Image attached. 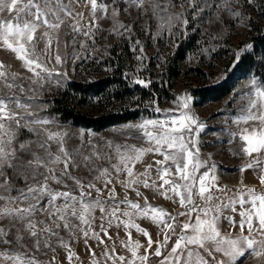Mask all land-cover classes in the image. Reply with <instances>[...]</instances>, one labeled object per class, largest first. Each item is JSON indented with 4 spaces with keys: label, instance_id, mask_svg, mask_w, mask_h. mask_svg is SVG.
I'll return each mask as SVG.
<instances>
[{
    "label": "rangeland",
    "instance_id": "obj_1",
    "mask_svg": "<svg viewBox=\"0 0 264 264\" xmlns=\"http://www.w3.org/2000/svg\"><path fill=\"white\" fill-rule=\"evenodd\" d=\"M100 2L109 5V13L115 7L111 4V0H98V3ZM156 2L159 3L161 8L169 4H174L175 7H168L167 14L160 11L158 18L153 15L150 3L144 5L147 9V14H145L135 7H128L124 0H120L119 7L121 10L116 19L126 26H131L130 33L120 29L121 32H124L122 36L113 32L114 21L112 19H99L102 13L97 12L100 30L96 32L94 46L91 40L81 36L77 37V44L69 43L66 47L62 45L60 48L62 57H71L78 54L84 59H68L61 65H56L54 40L52 58L45 56L44 59L49 69L55 68L62 75L53 74L50 81H45L43 88L34 97L35 102L41 106L35 110L39 111L41 116L54 121L59 126L60 131L68 133L66 147L69 151L75 153V150L83 145L81 154L77 156L80 167L70 168L69 171L72 176L81 179L86 184L89 182L95 184V187L101 190L100 193H97L94 189H85V191H90L92 199L99 195L101 200L108 201L105 208L109 210L112 207L109 196L111 189H115V199L120 201L121 197L124 196L118 198L116 191L122 195L127 191L138 196L137 191L149 190L152 195H157L155 188L163 183L156 171L158 167L156 161L162 160L163 156L154 151L145 152L141 160L129 165L133 171V177H129L127 171L117 172L116 168L113 167V165L119 164V157L113 148L108 146L109 142L113 146L129 145L151 149L154 145L144 140L135 139L134 137L140 135V133L129 126L140 124L149 119L163 120L170 123V118L173 115L178 116L182 112H187L195 117V123L190 124L193 129L192 139L196 145L193 151L195 152L198 149L199 157L205 163V167L201 168L197 175L205 171H208L210 176L215 175L216 186L211 189L214 198L210 203L211 205H222L220 220L223 221L229 216L228 212H225L226 208H223V204L228 203L225 196L234 195L235 193L237 196L239 192L246 191L248 188H254L257 193L264 194V184L260 183V176L264 175V172H262V169H264V153L259 154L262 161L260 166L249 168L247 166L254 161L257 154L250 157L242 151L244 142L241 137L251 133L252 128L250 125L258 124V122L249 121L245 123L241 121L238 123L235 119L241 115L239 110L247 104V99H241V94L253 91V89L246 86H250L253 78L258 83H264V56L262 55L258 57V64H256L260 69V74L255 69L243 77L235 74L238 63L246 53L252 51L250 22L254 21L257 25L264 26V0H253L251 4L247 0H231L228 7L243 13L242 17H233L228 12H218L215 8L205 9L204 12L197 14L190 6L189 0H156ZM124 8H127V11H124ZM73 11L83 12L84 22L92 19L91 6L86 4L85 0L74 3ZM181 13L183 15L180 16V19L172 20L169 28L168 15H179ZM9 15L6 11L0 13V19L6 20ZM217 15H219L218 20L216 19ZM184 19L188 21L186 25L183 23ZM66 23H71V20L66 21ZM162 24L163 27H161ZM44 31H47V29L41 27L35 33V37L39 38ZM59 35L61 41L72 40L71 34H64L63 27ZM81 40L86 41L88 44L87 49L79 47V41ZM248 45H251V48L244 50ZM44 47L45 40L38 39L37 51L43 54ZM110 47H116L119 52L126 54L128 65L133 68L132 70L135 73V81L137 79H142L145 82L150 81L147 87L134 82L131 87L132 93L128 95L129 101L123 103L129 110L147 111L145 115L126 124L96 132L92 129L74 126L70 122H61L54 116L46 114L45 111L48 110L46 100L58 96L71 82H93L107 73L101 67L100 62L107 55ZM237 52L240 53L239 59L236 56ZM0 64L3 65V70L6 72L18 74L24 87H28L29 80L25 78H31L33 74L24 66V61L19 59L16 53L4 47L2 42H0ZM170 67L176 71L177 75L168 78L166 73L169 72ZM225 82L231 83L233 89L225 99L219 102L204 101L198 95L204 88L216 87ZM152 85L156 86V94L152 89ZM0 87H2V84H0ZM33 87L36 86L33 85ZM143 89L153 91L152 93L155 95L152 96L149 92L145 93L142 91ZM8 94L7 89L0 91V95L7 96ZM11 94L19 95L21 99H27V95H31L30 93L27 95L22 94L19 91H13ZM185 97L189 98L187 109L183 107ZM157 108L159 111H157ZM88 110L91 114H97L94 108ZM197 125L202 127H197ZM49 127L52 126L49 125ZM245 129H248L247 133L244 131ZM21 133L25 134V137L20 139L22 141L40 139V137L29 133L26 129H22ZM81 134H83V137ZM93 144L96 145L99 156H92V162L85 164L83 157L91 155V145ZM52 150L53 152L56 151L55 145H53ZM33 151H38L35 146H33ZM40 155H43V153L41 152ZM149 165H151L150 169H148ZM63 167V163L56 166L57 175L63 170ZM120 167L123 169L122 164ZM103 169H108L107 175L101 174ZM146 169L149 171L147 177L149 187H144L143 183L133 184L131 187L125 186L127 181L136 177L144 180L146 177L141 174ZM172 171L174 175L170 178L179 182L175 176L174 166H172ZM8 175L11 177L10 182L17 189L26 188L28 184L33 183L32 180L18 181L11 171L8 172ZM63 179L70 187H76L73 180L67 177ZM109 180L110 183H108ZM153 181H155V187L151 186ZM50 184L51 187L57 190H65L63 185L54 182H50ZM218 189H223V191ZM16 194V192L12 193L13 196ZM198 199V205L205 207V202L196 197V200ZM235 207L238 211L241 209L239 204H236ZM245 207H249V205H245ZM119 208L123 207L119 205ZM240 211L238 214L236 213L235 217L233 211L231 214V217L237 223L241 219ZM93 216L94 219L90 228L81 224L78 220H73L72 223L76 225L75 228L69 230L61 228L59 230V234L66 242L67 247L53 238L50 241L51 247H44L42 244L41 249L36 251L34 241L27 231L21 232L23 237L21 241H16V233L13 231L7 237V239L12 240V244L8 245L0 242V253L6 250L21 251L26 255H34L40 264H93V261L96 264H122L118 257L124 256L125 261L123 264H127L132 260V256L129 248L125 245L139 242L138 255L145 254L146 244H144L145 238L142 232L137 231L135 227H125V223L129 219L138 225V223H141L140 218L124 216L120 210L117 213L119 219H115L110 215H106V213H102L99 208L95 210ZM42 219H44V216L36 215L37 222ZM186 219V216L179 217L181 223ZM109 220L112 221L111 225H109ZM194 220L195 213L193 214ZM7 224V220H0V226H6ZM16 227L23 229L24 225L17 224ZM81 228L88 230L87 236L79 230ZM245 232L244 235H247V229H245ZM94 233L99 234V239L95 238ZM239 235L235 232L231 234L232 237ZM175 238L172 237V240L169 241V249ZM101 240L103 243H101ZM159 240L161 239L158 238ZM163 240L164 237H162L161 243ZM156 247L157 245L152 252H147L151 264H159L160 259H162V257L153 255ZM69 251L72 253L71 260L68 258ZM164 251L162 249V253ZM247 251L251 253V250ZM215 255L217 260L222 258L220 254ZM0 264H14V262L0 256ZM15 264H22V262L17 261ZM243 264H264V258L257 259L254 254H247Z\"/></svg>",
    "mask_w": 264,
    "mask_h": 264
},
{
    "label": "snow or ice",
    "instance_id": "obj_2",
    "mask_svg": "<svg viewBox=\"0 0 264 264\" xmlns=\"http://www.w3.org/2000/svg\"><path fill=\"white\" fill-rule=\"evenodd\" d=\"M78 2L79 0H0V13L6 11L10 14L6 20L0 19V42L11 52L16 53L17 57L24 61V66L28 71L33 74L31 78H25L29 80L28 87L25 88L18 74L6 72L0 64V84H2L0 91L7 89L9 92L7 96L0 95V220L8 221L6 226H0V242L11 245L12 240L7 237L13 231L16 233V241H21L23 239L21 232L27 231L34 241L36 251L41 249L42 244L44 247H51L50 241L53 238L67 247L59 234L61 228L65 230L75 228L73 220H78L90 228L94 219L93 213L97 208L102 213L119 219L117 216L120 212L119 205L125 204L135 212L124 211V216L131 217L135 214L148 217L154 223L163 224L161 231L164 233V240L162 243L157 242L153 254L155 257H162L159 264H243L247 254H254L257 259L264 258V194L257 193L254 188H248L246 191L239 192L236 197L229 198L228 203L223 204V208H231L235 211L236 204L241 207L240 235L232 237L231 234L221 233L219 223L222 216V205H211L210 203L214 198L211 189L216 186V177L215 175L210 176L208 171L197 175L199 170L205 167V163L201 161L198 149L193 151L196 145L192 139L193 129L190 124L195 123V117L187 112H182L178 116L173 115L170 123L149 119L129 126L140 133L134 137L135 139L154 145L151 149L129 145L113 146L111 142L108 145L119 157V164L113 167L117 172L127 171L129 177H133V171L129 165L141 160L145 152L154 151L163 156L162 160L156 161L158 177L163 181L160 188L168 185L167 191L179 196L180 206L185 211L171 215L163 208L150 205L141 208L138 203L128 200L127 197L122 201H116L114 188L109 193L112 202L109 210L105 208L108 201L101 200L99 195L92 199L90 191H85V189H94L100 193L101 190L96 188L95 184L90 182L86 184L71 175L70 168L80 167L77 156L81 154L83 145L76 149L75 153L69 151L66 147L68 133L60 131L54 121L41 116L39 111L35 110L41 106L35 102L34 97L43 88L45 81H50L53 74L62 75L55 68L49 69L44 57L52 58V44L55 40L56 65H61L68 59H84L78 54L62 57L60 48L62 45L66 47L69 43L77 44V37L81 36L91 40L94 46L96 32L100 30L97 12L102 13L99 19L114 21L113 32L115 34L124 35L120 29L131 32V26H126L116 19L121 10L120 0H111V4L115 6L111 13L108 11L109 5L103 2L98 3V0H85V3L91 6L92 19L88 22H84L83 12L73 11V4ZM124 2L128 7H135L145 14H147V9L144 5L150 3L153 15L158 18L160 11L167 14L168 7H175L174 4H169L161 8L156 0H124ZM230 2L231 0H189L190 6L197 14L204 12L205 9L215 8L218 12L225 11L233 17H242L243 13L228 7ZM247 2L251 4L253 0H247ZM123 10L127 11V8ZM182 15V13L168 15L169 28L172 20L180 19ZM216 19H219V15ZM68 20H71V23H66ZM183 23L186 25L187 19H184ZM41 27L46 28L47 31L36 38L35 33ZM62 27L65 35H72L71 41L60 40L59 34ZM38 39L45 40L43 54L37 51ZM79 47L87 49L88 44L85 40H81ZM248 48H251V45L246 46L244 50ZM236 56L239 59L240 53L237 52ZM135 83L147 87L150 81L137 79ZM33 85L36 87L34 88ZM246 87H250L253 91L241 94V99H247V104L239 110L241 115L235 119L238 123L241 121L258 122V124L250 125L251 133L241 137L244 142L243 153L250 157L257 154L254 161L247 166L255 168L262 163L259 154L264 153V83H258L253 78L250 86ZM13 91L31 95H27V99H21L19 95L11 94ZM188 99V97L184 98L183 107L185 109L189 107ZM157 111H159L158 108ZM197 127L202 126L197 125ZM22 129H26L40 139L20 140ZM244 131L247 133L248 129ZM81 136L83 137V134ZM53 145L56 146L55 152L52 150ZM33 146L38 151H33ZM91 149V155L83 157L85 164L92 162V156H99L96 145H91ZM41 152L43 155H40ZM26 156L28 158H25ZM60 163H63L64 167L57 175L56 166ZM121 164L123 169L120 167ZM172 166L175 167V176L179 182L170 178L174 175ZM150 168L151 165L148 166V169ZM148 169L141 174L146 177L144 180L136 177L127 181L125 186L131 187L133 184L143 183L144 187H149ZM9 171L18 181L32 180L33 183L28 184L26 188L17 189L10 182ZM101 174L107 175L108 169H103ZM64 177L73 180L76 187L72 188L65 183ZM50 182L63 185L65 190L61 191L51 187ZM110 182L109 180L108 183ZM260 183L264 184V175L260 176ZM151 186L155 187V181ZM218 190L223 191V189ZM13 192L17 194L13 196ZM136 194L141 195L139 191ZM196 197L205 202V207L196 203ZM58 201L60 203H57ZM194 213L195 220L192 222ZM37 214L44 216V219L37 222ZM180 216H186L187 219L181 223ZM227 219L229 224L235 227L233 218L227 217ZM108 222L111 225L112 221ZM17 224H23L24 228H17ZM125 227H135L137 231H143L131 219L125 223ZM245 229H247V235H244ZM79 230L83 231L85 236L88 235L87 229ZM93 235L99 239V234L94 233ZM144 235L149 234L144 232ZM172 237L176 238L169 249V241ZM101 243H103L102 240ZM152 244L153 241L149 236L148 247L151 248ZM125 246L129 248L132 256V260L127 264H148L150 258L147 249L144 255H138L139 242ZM162 249L165 250L163 253ZM247 250H251V253ZM215 254H220L222 258L217 260ZM0 256L12 260L14 264L17 261L22 264H40L34 255H26L21 251L6 250L0 253ZM68 258L69 260L72 258L71 251H69ZM118 259L122 264L125 261L124 256H119ZM93 264L96 262L93 261Z\"/></svg>",
    "mask_w": 264,
    "mask_h": 264
},
{
    "label": "trees",
    "instance_id": "obj_3",
    "mask_svg": "<svg viewBox=\"0 0 264 264\" xmlns=\"http://www.w3.org/2000/svg\"><path fill=\"white\" fill-rule=\"evenodd\" d=\"M250 42L252 51L244 55L238 63L235 74L240 77L250 73L253 69L260 74L258 57L264 56V26H259L254 21L250 22ZM124 52H119L116 47H110L107 55L101 60V67L107 73L93 82H71L67 88L58 96L46 100L48 110L46 114L54 116L61 122H70L72 125L96 132L104 131L108 128L126 124L144 116L147 111L140 109L129 110L123 105L129 101L132 93L131 87L136 76L131 66L128 65ZM131 69V70H130ZM166 76L169 78L177 75L171 67ZM155 85H152L154 93H157ZM233 85L225 82L212 88H204L198 95L204 101L219 102L225 99L232 91ZM145 93L151 91L143 89ZM94 108L97 114H91L88 110ZM25 137L20 132V139ZM151 264L150 260L149 263Z\"/></svg>",
    "mask_w": 264,
    "mask_h": 264
},
{
    "label": "crops",
    "instance_id": "obj_4",
    "mask_svg": "<svg viewBox=\"0 0 264 264\" xmlns=\"http://www.w3.org/2000/svg\"><path fill=\"white\" fill-rule=\"evenodd\" d=\"M167 189H168V185H165L164 188H160V186L156 187L155 190H157L156 193L158 196L152 195L149 190H146V191L140 190L139 192L141 193V195H139V197L135 196V194H132V193L127 192V191L123 195L117 191H116V193L118 195L117 196L118 198L121 196H124V197H121L122 199L120 201L124 200L125 197H127L128 200L138 203L141 206V208L147 207L149 205L151 207L163 208L167 213H169L171 215H176L179 212L185 211V209L180 206L179 196H177L175 193H173L171 191H167ZM166 191H167V195L164 194ZM228 194H230V193H228ZM231 196H233V198L236 197V193L234 195L230 194L229 196H225L226 202L229 200V198H231ZM196 203L199 204V199L196 200ZM120 206L123 207L120 209L122 212H124V211H129V212H133V213L135 212V210L128 208V206L125 204H120ZM239 211L237 210V208L235 209V211H233L234 217L236 216V213L238 214ZM225 212H228V214H229L228 217H231V214H232L231 208H226ZM133 216H134V218H137V217L140 218L141 223H138V225H139L140 229L143 230L141 232L145 238L144 239V242H145L144 244H146L145 250L147 249V252H152L155 249L157 242L161 243L162 237H164V233L161 231V229L163 228V224L154 223L148 217H142V216L135 215V214H133ZM182 217L183 216H180V218H182ZM179 221L181 222V220H179ZM239 221H238V223L235 221V227H233L232 225L229 224L228 219H224L223 221L220 220L219 229H220L221 233L222 234H226V233L227 234H232V233L234 234V232H235V234H237V235L240 234ZM192 222H194V221L192 220ZM144 232H147L149 235L145 236ZM245 233L246 232H244V234ZM149 236L151 237V239L153 241L151 248L148 247ZM158 238H160L161 240L158 241Z\"/></svg>",
    "mask_w": 264,
    "mask_h": 264
}]
</instances>
